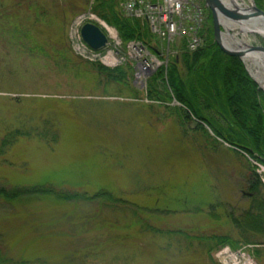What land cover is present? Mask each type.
I'll return each instance as SVG.
<instances>
[{
  "label": "rangeland",
  "instance_id": "374dc122",
  "mask_svg": "<svg viewBox=\"0 0 264 264\" xmlns=\"http://www.w3.org/2000/svg\"><path fill=\"white\" fill-rule=\"evenodd\" d=\"M250 1L236 0L240 7ZM90 8L91 0H0V128L31 116L34 123L51 119L58 133L53 143L18 138L0 157V184L68 186L99 193L98 198L109 193L131 202L129 207L135 204L141 209L140 224L160 231H149L148 225L146 231L126 212L94 200L0 198V232L8 251L43 264H221L217 248L207 257L195 240L187 244L168 232L182 230L227 234L237 243L223 245L264 264V162L214 137L208 124L171 93L168 101L145 93L154 71L161 68L164 79L173 57L191 50L183 39L167 45L153 36L150 43L158 49L146 47L153 65L140 81L134 77L138 54L126 44L132 40L124 43L116 28ZM117 10L131 17L118 4ZM82 13L94 14V24L107 37L91 59L73 46L78 41L74 22ZM226 20L232 24L221 22L222 34L241 39L240 46H264L262 34L242 32ZM206 23L207 11L199 47L205 44ZM105 54L114 56L113 64L105 62ZM240 60L263 93L256 79L261 70L250 57ZM99 66L120 68L124 77L114 80L98 72ZM184 113L206 135L192 129ZM249 171L258 184L253 185ZM118 217L127 218L117 223Z\"/></svg>",
  "mask_w": 264,
  "mask_h": 264
},
{
  "label": "trees",
  "instance_id": "16d2710c",
  "mask_svg": "<svg viewBox=\"0 0 264 264\" xmlns=\"http://www.w3.org/2000/svg\"><path fill=\"white\" fill-rule=\"evenodd\" d=\"M118 1L91 0L90 9L107 24L116 28L119 38L124 43L129 40H139L150 50H157L156 43H150L151 38H154L148 31L146 23L139 18L120 15L117 10ZM254 2L258 7L264 9V0H254ZM210 18V13L207 10L205 44L195 50H182L178 55H175L167 65L164 79L161 68L154 71L148 79L145 93L149 99L162 101H168L171 98L169 93H171V96L186 109L208 124L214 137L254 153L264 162L263 93L250 78L241 60L237 56L223 53L216 45L212 37ZM96 69L100 73L111 76L114 80L124 77L120 68L108 69L99 66ZM157 86L159 90H157ZM177 111H179L178 108ZM182 118L186 120L184 116ZM192 129H200L203 135L205 134L204 129L200 126H195ZM20 137L37 138L47 143H53L58 138V133L55 122L51 119H41L39 123H34L32 117L29 116L15 124L5 123L0 128V157ZM252 176H254L253 185L258 184L257 176L253 171H249V177ZM250 184L252 185V183ZM104 194L106 197L101 198L99 193L89 195L68 186L48 184L30 186L0 184V198L6 202L19 201L25 197L42 198L45 196L66 201L94 200L100 207L105 205L120 212H126L127 215L129 214V219L132 217L134 223L140 224L142 218L138 213L141 210L139 207L133 203V206L129 207L131 202L111 197L109 193L104 192L102 195ZM99 196L101 197L98 198ZM256 199L260 201L259 198ZM259 213L257 218L260 217ZM126 218L118 217L117 223ZM251 221L256 223L253 218ZM140 225H143L144 228L145 226L147 228L148 225V230L152 232L160 231L159 228L145 222ZM168 232L181 235V239L187 244L190 239L195 240L204 249L207 257H210L212 250L223 244L235 247L237 243L227 234H204L202 232L190 234L182 230H168ZM7 248L0 232V264H43L39 258L14 256Z\"/></svg>",
  "mask_w": 264,
  "mask_h": 264
},
{
  "label": "built area",
  "instance_id": "2783aa9c",
  "mask_svg": "<svg viewBox=\"0 0 264 264\" xmlns=\"http://www.w3.org/2000/svg\"><path fill=\"white\" fill-rule=\"evenodd\" d=\"M118 6L123 14L143 20L150 34L164 40L167 45H170L175 38H180L184 40L188 50H195L204 39L201 30H204L207 8L203 0H119ZM95 19L97 18L92 13H82L76 18L72 30L73 36H77L79 41L73 45L74 49L79 55L89 59L94 58L99 50L95 51L81 39L79 29L83 23H94ZM106 31L109 36H116L112 30L107 29ZM115 43L118 44L119 41L115 40ZM126 44L129 50L138 54L134 77L142 81L153 62L147 57L148 52L143 43L132 40ZM103 59L109 64H113L115 60L114 56L111 58L107 54L103 56ZM144 74L146 75L143 76ZM244 254L238 249L231 250L227 245L220 246L215 252L221 264H254L248 256L244 258Z\"/></svg>",
  "mask_w": 264,
  "mask_h": 264
},
{
  "label": "water",
  "instance_id": "95a60500",
  "mask_svg": "<svg viewBox=\"0 0 264 264\" xmlns=\"http://www.w3.org/2000/svg\"><path fill=\"white\" fill-rule=\"evenodd\" d=\"M204 5L208 9L211 17V27L213 40L219 49L228 55H234L242 59L243 57L250 56L251 54L258 53L264 56V46L262 45H243L235 49L229 48L223 43L222 40V29L220 19H229L235 23H241L243 20H249L252 18H259L264 20V10L259 9L255 6L254 2L251 0L249 6L238 7L234 5L232 8L224 5L221 0H203ZM248 31H255L250 29ZM257 32V31H255ZM81 39L92 49L102 48L107 40L104 32L94 23L85 22L80 26L79 29ZM157 52V51H156ZM264 93V87L262 88ZM264 105V96H263ZM184 118L191 128L195 126L194 121L190 120L189 116L184 113Z\"/></svg>",
  "mask_w": 264,
  "mask_h": 264
},
{
  "label": "bare ground",
  "instance_id": "6f19581e",
  "mask_svg": "<svg viewBox=\"0 0 264 264\" xmlns=\"http://www.w3.org/2000/svg\"><path fill=\"white\" fill-rule=\"evenodd\" d=\"M224 5L230 7V6H238L239 4L236 2V0H221ZM220 21L225 25H231L232 23L226 19L221 18ZM238 29L242 32L248 31L250 29H253L257 31L258 33L262 34L264 36V20L259 19V18H252L249 20H244L241 21V23L237 24ZM222 40L223 43L226 45L232 44L235 47H238L242 44L241 39H237L234 37V35L230 34H222ZM250 57L252 62L254 63V66L261 70L260 72L258 71L256 74V79L258 80L260 86H264V56L258 53L251 54Z\"/></svg>",
  "mask_w": 264,
  "mask_h": 264
}]
</instances>
